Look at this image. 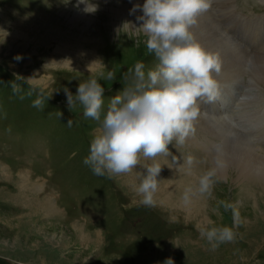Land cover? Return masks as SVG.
Here are the masks:
<instances>
[{
	"label": "rangeland",
	"instance_id": "374dc122",
	"mask_svg": "<svg viewBox=\"0 0 264 264\" xmlns=\"http://www.w3.org/2000/svg\"><path fill=\"white\" fill-rule=\"evenodd\" d=\"M90 2L100 6L93 15L83 11L84 4L82 9L81 4L76 7L77 0H0V66L11 73L10 78L0 72V264H164L169 258L174 264H264V188L260 181L250 188L236 186L233 176L219 177L211 197H196L188 206L180 203L184 188L211 167L206 154L212 144L206 140L223 145L244 142L235 148L248 147L257 157L264 155V78L258 82L255 75L261 71L254 67L258 58L264 59V40L256 39L259 28L264 33V24L250 30L245 26L257 16L264 17L262 1L235 0L234 13L225 14L218 7L212 20L205 17L207 12L198 18V23H205L202 29L212 30L211 40L218 44L209 49L219 54L222 64L233 63V56L242 53L240 63H233L234 70L223 69L228 81L220 83V75L216 78L219 84H228L220 90L221 98L230 101L232 91L237 98L243 96L246 107H251V99L244 97L245 87L253 85L257 105L241 115L253 121L259 118V123L246 128L226 120L222 124L218 113L217 122L211 123L234 128L232 139L218 137L222 131L211 124L212 131L204 127L197 131V138L204 141L200 149L195 144L178 149L170 145L173 155L196 158L195 175L177 171L170 157H158L163 168L154 207L142 205L133 190L141 179L137 173H144L142 167L152 161L141 159L131 174L94 175L83 160L91 140L101 132L100 122L86 119L79 104L72 111L69 106H58L59 101L67 102L65 89L75 96L79 83L90 78H96L105 92H112L111 97L117 95L115 85L121 82L134 88L136 79L128 69L144 64L151 55L144 35L132 28L139 27L140 14L123 11L142 3ZM76 14L78 23L72 20ZM243 23L245 34L240 28ZM222 42L227 50L221 48ZM146 67L147 63L145 74ZM108 71L114 73L112 80L105 78ZM13 76L38 84L30 81L34 89L28 90L21 84L20 91L13 93ZM37 98L43 99L41 108L32 106ZM232 105L230 101L227 107ZM70 119L71 128L67 127ZM252 133L261 140H253ZM220 200L234 204L242 223L234 229L233 242L213 251L196 226L208 221L234 226L231 211L224 212L222 207L219 213L213 211Z\"/></svg>",
	"mask_w": 264,
	"mask_h": 264
},
{
	"label": "clouds",
	"instance_id": "9594fccd",
	"mask_svg": "<svg viewBox=\"0 0 264 264\" xmlns=\"http://www.w3.org/2000/svg\"><path fill=\"white\" fill-rule=\"evenodd\" d=\"M212 2L144 0L142 5L133 6L130 14L142 13L137 16L139 27L125 25L144 35L146 51L155 56L158 64L147 74L143 63L128 69L136 79L134 88L125 89L121 95L111 98L106 112L104 87L96 78L79 83L75 96L65 89L70 111L79 104L86 119L100 122L101 132L91 140L89 154L83 160L94 175L111 178L131 174L141 159L152 161L142 167L144 173H137L141 179L133 189L145 207L156 205L158 177L163 168L157 161L158 157H170L177 171L195 175L196 158L173 155L169 146L178 149L194 137L196 122L201 115V102L214 103L220 96L219 83L214 76L219 75L222 69L219 54L205 50L192 31L198 18L211 8ZM80 4L85 5L83 11L88 14L98 9V5L90 0H77L76 7ZM105 78L112 80L114 73L108 71ZM18 80L30 82L34 79L16 76L10 87L13 93L20 91ZM32 106L41 108L43 99L37 98ZM72 126L73 120L70 119L67 127ZM208 152L212 166L196 176L194 184L184 188L180 196L183 206L190 205L196 197H211L219 179L218 173L227 167L221 142L212 144ZM221 207L224 212H232L234 226H216L212 221L196 226L200 237L213 251L221 244L233 242L236 239L234 229L242 223L234 204L220 200L213 211L219 213ZM164 264L174 262L169 258Z\"/></svg>",
	"mask_w": 264,
	"mask_h": 264
},
{
	"label": "bare ground",
	"instance_id": "6f19581e",
	"mask_svg": "<svg viewBox=\"0 0 264 264\" xmlns=\"http://www.w3.org/2000/svg\"><path fill=\"white\" fill-rule=\"evenodd\" d=\"M222 4V3H221ZM142 5V4H141ZM222 8H224V10H230L231 9V6L228 4V5H226V8H225V6L222 4ZM121 9V8H120ZM124 12H131L130 10H129V8H127V7H124V10H123ZM132 14H134V16L136 15V14H140V15H142V13L140 12V11H136L135 13H132ZM132 14H130V15H132ZM203 15V14H202ZM76 16V17H75ZM74 16V19H72L73 21H79V16L76 14ZM117 17H119V16H114L113 18H117ZM205 17L207 18L208 17V15L206 14L205 15ZM203 18H204V16H203ZM205 19V18H204ZM71 20V21H72ZM207 20V19H206ZM260 20V17H257L256 18V21H259ZM254 22H255V20H254ZM78 23V22H77ZM205 25V23L203 22V21H199V23L195 26V27H193V29H192V31H193V33H194V35H195V38H196V40L201 44V46L205 49V50H207V51H210V52H212V51H214V50H210L209 49V46H211V45H213V46H215V47H217L215 44H218L216 41H213V40H211V38H212V35H211V32H210V28L208 29V28H206V29H202L201 27L202 26H204ZM81 26V25H80ZM245 26L246 27H248L249 28V30L252 28V27H257V28H259L258 26H255V25H253L252 23H246L245 24ZM75 27H77V25H75ZM83 27V26H82ZM85 27V26H84ZM206 27H207V24H206ZM240 27H241V32H242V34H245V31H243V27H244V23L243 24H241L240 25ZM82 29H84V28H82ZM259 30H260V28H259ZM259 30H258V32H257V36H256V39L259 41V42H262L263 40H264V33H260L259 32ZM212 31V30H211ZM251 31H253V29L251 30ZM79 32V31H78ZM215 32H217V30L215 31ZM82 33H84V31L82 32ZM226 34V33H225ZM250 36H252V34L250 33ZM81 39V38H80ZM223 39V38H222ZM229 39V38H228ZM250 39H252V37H250ZM214 42V43H213ZM60 46H61V44H60ZM221 48H226L227 46L222 42L221 43ZM261 46H263V45H261ZM260 46V47H261ZM61 48V47H60ZM66 48H67V46H66ZM65 48V49H66ZM223 48V49H224ZM215 49V48H214ZM60 50H62V49H60ZM67 50V49H66ZM224 50H227V49H224ZM220 51V50H219ZM224 51H222V53H223ZM237 52V51H236ZM254 52H256V53H258L259 52V50L258 49H256ZM254 52H252V53H254ZM220 53V52H219ZM239 53V52H238ZM262 53L264 54V51H262ZM242 54V53H241ZM236 55L235 56V58H234V56H233V58L232 59H234V60H232L231 59V61L233 62V63H236V62H239V57L240 58H242L243 56L242 55ZM65 55V54H64ZM246 56V55H245ZM257 58V57H256ZM53 61H55V60H53ZM53 61H51V63L53 62ZM227 61V60H226ZM233 63H230L229 62V64L228 63H224V64H222V66L223 67H225V68H227V69H230V70H234V67H233ZM240 63V62H239ZM238 64V63H237ZM254 67H255V69H256V71L257 70H260L261 72H259V73H257L256 75H255V78H259L260 79V81H258V82H261L262 80H263V78H264V59H261V58H258L257 60H256V62H255V64H254ZM244 68V67H243ZM235 69H236V71H238V72H240L239 70V68H237V66L235 67ZM229 71V70H228ZM227 72H225V71H221L220 72V77H225L227 74H226ZM236 74H237V72H235ZM262 73H263V76H262ZM237 75H239V74H237ZM237 77V76H236ZM33 82V84L34 83H36V84H38L37 82H36V80H32ZM225 87H222V88H220V90H225L224 89ZM245 91H244V97H250V99H251V107H246V105H245V103L243 102V100H244V98H243V96L242 97H236V95H234L233 94V92L231 91V95H233L234 97H235V102H236V106L237 107H226V109H224V110H221L220 108H217L218 110H215V111H213V114H214V116L216 115V114H218L219 112V114H220V118H221V120H223V122L222 123H225V120H227L228 119V115H226V114H229V112L231 111V110H235V109H241L242 111H248L249 109H250V111L251 110H253V107H255L256 105H257V103H255L254 101V99H253V97L255 96L254 95V93H253V85H247L246 87H245ZM255 89V88H254ZM222 95H223V93L222 92H220V97H222ZM231 98V97H230ZM205 104H210V103H205ZM219 104V103H218ZM219 107V106H218ZM226 110V111H225ZM258 110V109H257ZM264 110V109H263ZM223 112V113H222ZM224 113H226V114H224ZM264 113V112H263ZM261 115V114H260ZM254 122H251V123H245V121L243 120V125H244V127H247V126H249L250 124H253ZM225 125V124H224ZM228 125V124H227ZM251 137H254L253 138V140H261V139H258V138H256V135H255V133H252L251 134ZM222 139V138H221ZM190 142H195V143H197L198 144V141H197V139L196 138H191L190 140H189ZM237 143H244V142H237V141H235V142H231V143H228L227 145H223V147H224V150H225V153H224V155H223V159L227 162V167H226V169H224V170H222V171H220L219 172V176L218 177H220L221 178V180H226V178L228 177V176H233V178H234V183H235V185L237 186V185H250V188H251V186L252 185H256V186H259L258 185V182L260 181V187H262V188H264V165H263V163H264V155H261V157L259 156V157H257L256 156V153L255 152H253V151H251L252 149H250V151H247V148L248 147H246V150H245V148L243 147L242 149H241V151H238V149H236L235 147H238V146H236V144ZM259 143V142H258ZM207 146H209V144H207V145H203V148H206ZM258 146V145H257ZM240 147V146H239ZM238 147V148H239ZM258 147H260V146H258ZM263 157V158H262ZM210 158H211V156H210ZM210 164H211V166H212V159H210ZM183 177V176H182ZM182 177L180 176V178H181V180H182ZM224 178V179H223ZM180 181V180H179ZM181 182V181H180ZM233 183V184H234ZM177 188H179V187H177ZM165 189H166V187H165ZM168 190H169V188H168ZM172 190V189H171ZM176 190V189H175ZM178 191V190H177ZM167 192V191H166Z\"/></svg>",
	"mask_w": 264,
	"mask_h": 264
}]
</instances>
